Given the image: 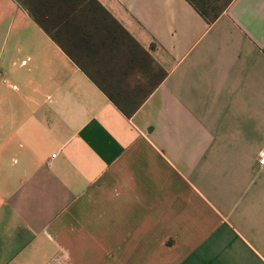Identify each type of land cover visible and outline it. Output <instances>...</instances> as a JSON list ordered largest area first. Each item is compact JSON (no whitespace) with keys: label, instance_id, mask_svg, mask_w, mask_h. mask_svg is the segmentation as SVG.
Listing matches in <instances>:
<instances>
[{"label":"crops","instance_id":"crops-1","mask_svg":"<svg viewBox=\"0 0 264 264\" xmlns=\"http://www.w3.org/2000/svg\"><path fill=\"white\" fill-rule=\"evenodd\" d=\"M98 1L0 54V264H264V0Z\"/></svg>","mask_w":264,"mask_h":264},{"label":"trees","instance_id":"trees-1","mask_svg":"<svg viewBox=\"0 0 264 264\" xmlns=\"http://www.w3.org/2000/svg\"><path fill=\"white\" fill-rule=\"evenodd\" d=\"M29 10L34 19L53 38L56 25L66 28L78 16H87L91 23L102 25L105 22L120 23L98 0H20ZM196 10L209 22H214L221 16L233 0H188ZM121 26V25H120ZM61 27V28H62ZM163 71V76H165ZM122 111L131 115L135 109L122 108Z\"/></svg>","mask_w":264,"mask_h":264},{"label":"rangeland","instance_id":"rangeland-1","mask_svg":"<svg viewBox=\"0 0 264 264\" xmlns=\"http://www.w3.org/2000/svg\"><path fill=\"white\" fill-rule=\"evenodd\" d=\"M3 10L2 17H0V54L2 55L1 67L10 64V57L12 55L24 56L27 54V39H30L34 34L28 28L22 27L23 19L17 13L20 10L19 5L22 4L20 0L12 2L16 7L8 6L9 9L5 11V4L7 0H0ZM17 8V9H16ZM9 67H7L8 69ZM9 83L8 75L0 78V85Z\"/></svg>","mask_w":264,"mask_h":264},{"label":"built area","instance_id":"built-area-1","mask_svg":"<svg viewBox=\"0 0 264 264\" xmlns=\"http://www.w3.org/2000/svg\"><path fill=\"white\" fill-rule=\"evenodd\" d=\"M259 162L260 164L264 165V153L261 154Z\"/></svg>","mask_w":264,"mask_h":264}]
</instances>
